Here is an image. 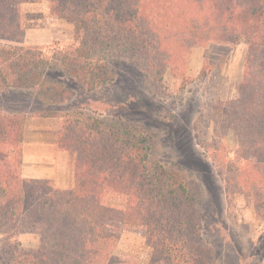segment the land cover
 Masks as SVG:
<instances>
[{
    "label": "trees",
    "instance_id": "obj_1",
    "mask_svg": "<svg viewBox=\"0 0 264 264\" xmlns=\"http://www.w3.org/2000/svg\"><path fill=\"white\" fill-rule=\"evenodd\" d=\"M39 1L0 0V91L32 90L48 104L73 96L44 75L52 65L88 91L108 79L90 58L97 48L142 61L162 93L164 73L184 64L193 47L243 42L238 95L223 103L205 148L228 201L241 194L264 214V0H47L51 14L74 29L76 44L62 58L22 44L21 6ZM46 115L60 119L58 147L72 158L67 188L22 175L24 116L0 107V264H120L114 250L126 227L142 235L147 264H210L194 195L177 170L148 163L136 126L80 109ZM229 133L232 156L222 142ZM32 231L39 242L26 249L18 236Z\"/></svg>",
    "mask_w": 264,
    "mask_h": 264
},
{
    "label": "rangeland",
    "instance_id": "obj_2",
    "mask_svg": "<svg viewBox=\"0 0 264 264\" xmlns=\"http://www.w3.org/2000/svg\"><path fill=\"white\" fill-rule=\"evenodd\" d=\"M21 12L25 28L22 44L44 46V53L59 58L76 44L72 24L52 15L47 0L25 3ZM245 53L243 42L193 47L184 64L164 73L163 91L156 93L142 61L112 48H97L90 58L104 67L108 79L95 89L86 90L52 65L44 75L72 90L69 101L48 104L32 90L10 89L0 91V107L23 114L27 161L38 160L46 168L52 167L67 183L69 177L72 181V158L55 143L60 119L46 114L80 109L136 126L147 141L148 163L177 170L194 195L210 264H263L264 214L256 212L241 194H236L232 203L228 201L223 179L205 148L214 138L215 121L225 112L223 103L238 95ZM222 142L232 156L235 136L229 133ZM106 201L124 203L116 197ZM18 239L24 248L35 249L39 234L22 232ZM114 255L120 264H147L149 248L141 234L126 227Z\"/></svg>",
    "mask_w": 264,
    "mask_h": 264
},
{
    "label": "crops",
    "instance_id": "obj_3",
    "mask_svg": "<svg viewBox=\"0 0 264 264\" xmlns=\"http://www.w3.org/2000/svg\"><path fill=\"white\" fill-rule=\"evenodd\" d=\"M25 127V125H24ZM59 129V127H58ZM23 137H24V131H23ZM56 146L58 150L60 149L58 147L57 143V135H56ZM63 151V150H59ZM22 175L27 178H51L54 180V183L56 187L58 188H67L72 184L71 178L69 177L68 183L66 181H63L60 179V177L56 174V171L52 167H45V165L40 164L38 160L29 162V157L25 151V148L22 144ZM39 158V157H37ZM71 182V183H70ZM68 184V185H67Z\"/></svg>",
    "mask_w": 264,
    "mask_h": 264
}]
</instances>
